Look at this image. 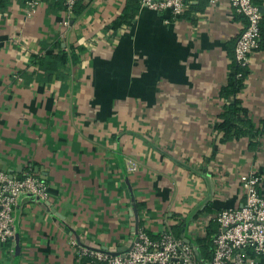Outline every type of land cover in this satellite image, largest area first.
<instances>
[{"label":"crops","instance_id":"1","mask_svg":"<svg viewBox=\"0 0 264 264\" xmlns=\"http://www.w3.org/2000/svg\"><path fill=\"white\" fill-rule=\"evenodd\" d=\"M137 1L80 0L67 16L51 0L32 15L0 0V171H30L49 189L18 196L0 264H100L79 253L123 255L140 229L212 240L218 212L243 204L241 175L260 174L264 193V127L251 148L215 129L244 18L227 0H193L169 23L138 4L113 27ZM253 1L264 27V0ZM60 51L64 67L38 66ZM247 71L237 97L259 126L264 41Z\"/></svg>","mask_w":264,"mask_h":264},{"label":"built area","instance_id":"2","mask_svg":"<svg viewBox=\"0 0 264 264\" xmlns=\"http://www.w3.org/2000/svg\"><path fill=\"white\" fill-rule=\"evenodd\" d=\"M41 0H24L27 14L32 15ZM59 2L67 16L74 14L80 0H51ZM193 0H139L143 8L168 12L164 19L169 23L181 14ZM213 1V0H208ZM241 15L245 24L234 44V60L241 67L249 62V55L258 49L260 40L261 12L253 0H227ZM67 26L68 21H62ZM240 75V74H239ZM128 169L134 171L136 164L128 160ZM262 176L255 172L241 175L243 204L220 210L216 216L218 229L212 238L211 257L204 258L195 243H186L170 230L150 236L140 229L136 240L123 254H107L84 248L79 255L100 264H258L255 256L264 259V193L260 191ZM30 193L47 199L49 189L45 181L31 173L10 177L0 171V242L13 237V212L17 198Z\"/></svg>","mask_w":264,"mask_h":264},{"label":"trees","instance_id":"3","mask_svg":"<svg viewBox=\"0 0 264 264\" xmlns=\"http://www.w3.org/2000/svg\"><path fill=\"white\" fill-rule=\"evenodd\" d=\"M53 3L60 4L59 2L54 1ZM138 4L139 1H137V5H135V3H131L126 6L122 14L114 22L113 27H117L122 23L129 24L139 7ZM75 7L74 12L80 13L79 9H81L82 6H78V8L77 6ZM262 41H264V27L261 26L260 22L259 46ZM38 59V66L46 69V64H48L49 67L54 65V69H58L64 67L68 62V56L64 51ZM247 75V66L241 67L235 62L233 47L227 81L221 87L219 92L220 97L228 99V102L224 104L222 111L219 113V122L215 124V129L221 132L222 138L225 139L240 138L244 136L248 137L249 146L251 148L255 147L259 143L258 138H260L263 133L264 121L261 120L259 122V126H256L250 117L248 110L243 106L241 99L237 97V94L245 87ZM211 241L212 240L209 237L197 239L195 241L200 254H202L206 259H210L211 257Z\"/></svg>","mask_w":264,"mask_h":264},{"label":"water","instance_id":"4","mask_svg":"<svg viewBox=\"0 0 264 264\" xmlns=\"http://www.w3.org/2000/svg\"><path fill=\"white\" fill-rule=\"evenodd\" d=\"M186 243H191L189 240H184Z\"/></svg>","mask_w":264,"mask_h":264},{"label":"rangeland","instance_id":"5","mask_svg":"<svg viewBox=\"0 0 264 264\" xmlns=\"http://www.w3.org/2000/svg\"><path fill=\"white\" fill-rule=\"evenodd\" d=\"M260 184H261V182H260Z\"/></svg>","mask_w":264,"mask_h":264}]
</instances>
